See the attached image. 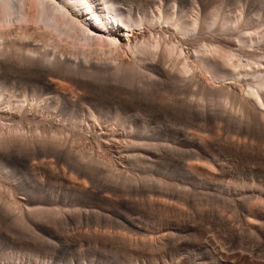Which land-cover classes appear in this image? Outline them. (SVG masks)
Returning <instances> with one entry per match:
<instances>
[{
    "label": "bare ground",
    "instance_id": "bare-ground-1",
    "mask_svg": "<svg viewBox=\"0 0 264 264\" xmlns=\"http://www.w3.org/2000/svg\"><path fill=\"white\" fill-rule=\"evenodd\" d=\"M233 1H234V4H233L234 9L233 10H231V8H229V7H228L229 9L223 8V6L219 7V8L215 7L214 9L210 8L211 10H209L208 5L205 2H203L202 0H198V2H197V0H188V3H183V0H126V3H123L122 5L121 4H110L109 5V10L112 13L111 18L113 21H115V23L114 24H110L107 22L102 23L100 26V29H98L96 27V25L90 23L89 20L85 18L84 13L81 12L80 15H77V13L75 11H72L71 9H69L68 6L62 2V0H0V171L4 172L8 167L16 166V165H19L21 163L20 157H22V156L21 155L19 156V154H21V153H19V154L17 153V150H19L21 148H26L25 150L28 149L27 151H31V155L30 154L29 155L32 156L33 158H36V160L39 157L42 159V157L45 158L48 155H53V156H48V157H51V158L53 157V159H55L54 157H56L58 161H61V163H63L62 159L65 158L68 161L67 162L65 160L66 165L69 164L71 166L70 171H72L75 168L74 169L75 171L73 170L72 172H75V173L77 172L78 175L80 174L82 176V178L85 179V180L82 179V181H81V179H78V178L75 179V177H73L75 180L73 179V181H71V179H70V181H71L70 183L68 180L69 184L67 183L66 185H69V187L65 190V193L69 197L73 198L75 200V202H76V200L82 201L85 203L91 202V201H96L98 203V206H99L98 208L101 210L100 212L105 214V216H104V218H105V217H107L106 214L109 213L111 211V209H114V210L117 209V211H118V209L122 208V205L127 206V204H129L128 206H130L131 205L130 202L132 200V197H135V199L137 200L136 196L139 198L138 195H140V193L143 189L151 190L150 188H152L153 185H157L158 187L154 186V188L155 187H157V188H155V189L152 188L155 190V191L152 190V192L154 194L158 190V188L160 187V191H158V193L156 192L158 195V194H160L161 191H165L163 189L164 186L167 189L168 187L169 188L171 187L170 185H173V184L169 183L170 180L168 181L167 179L166 180L168 181L169 186H167L168 185L167 182L165 185V182L163 183V181H161L162 178H160V180H155L161 176L160 175L161 173L160 174L156 173L159 175L158 178H156V176L154 175V177H152L153 178L152 179L149 176L145 175L148 173V172H146V168H148V167H145V169L141 168L144 170H141L139 168L140 166H142V167L145 166L147 163L150 164L151 162H149V161L151 160L152 157H157L159 159L162 158L163 155L165 154V151L167 150L166 145H165L166 150H164V148H163L164 146L162 144L164 142H162L163 140L159 135L156 136L155 134L154 135H150L151 133L148 134L149 131L147 132V129H146L147 127L145 126V124L148 120H151V119L153 120L157 116L155 114V111H157L156 109L163 108V106L167 105L172 100L171 99L172 96L181 95V97H179V98H181V100L184 101V102L182 101L184 104L181 101L179 102V100H177L175 98L172 101L174 102L175 100H177L179 103H181L180 105H182L185 109L187 108L190 111L195 109L197 112L196 108L203 107L205 110L203 108H201L202 111L199 114H202V112H205L207 109L206 107L208 105V101L209 102L212 101L213 102L212 104L216 105L215 108H218V106L220 107L217 112H219L220 114H221V112H223V114H221L222 116H219V117L223 118L224 113H228V111H230V114L233 112V114L237 116V122L239 120V122L241 121L240 123H243L242 121L246 120V123H247V121L254 122L255 124L259 123V125L261 124L263 126V129H264V108L260 107L261 104H264V0H233ZM121 7H123L125 10L121 11L120 10ZM231 7H233V6H231ZM256 10L260 11V14H258V12ZM255 11L257 12V14L255 13ZM252 12H254L255 14H252ZM120 52H121V54H120ZM214 65H221L222 70L217 71L215 69ZM200 70L202 71V73L204 72L206 75H207V72H208V74L210 73L209 75L210 76L212 75V77L214 79V80L212 79V82L215 81V82H213L214 84L212 82H211L212 84L208 83V77L206 76L207 77L206 78L204 73H203L204 75L202 73H199V72H201ZM200 74H201V77L203 75L207 79V81L203 80L204 77L201 79V77L198 76ZM209 78L211 79V77H209ZM84 79H86V80H84ZM87 80H90V82H91V80H93L95 82H101V83L114 81V83L112 82L111 84H116V85L119 83V86L123 85V89H124V86L127 87V89L125 90V93H124L125 97H123V98H109L108 94L105 95L103 93H101V94L97 93V95H94L93 93H96V91L94 92V90H91L93 92L92 94L94 96L90 95L91 93L89 95L85 94L84 90H82L83 91V93H82V92H80L81 90H79V89L82 86L86 85L85 81H87ZM63 81L66 83L63 84ZM209 81H211V80H209ZM115 82H117V83H115ZM120 83L122 85H120ZM81 89H85V87L81 88ZM99 89H102V88H99ZM121 89H122V87H121ZM170 89L173 90L174 93H171V94H174V95H172L171 98L168 97V100L170 99L169 102L166 100L167 98L165 99L168 103L167 102L165 103V100H163V98H162V102L164 101L163 103L165 104L164 105L162 103L163 106H162V104L159 105L162 107H157V106L151 105V104H153V103H151L152 102L151 98H150L151 102L149 101L151 104H147L148 99L146 100L147 103L143 102L145 93H149V94L151 93L152 94V92H156V94L158 95L157 92L163 91V93L165 94L166 93L165 91L169 92ZM103 90H105V89H103ZM118 90H116L117 94H118ZM111 91H112V95L113 94L115 95V92L113 93V89ZM87 92H90L89 87L87 88ZM98 92H100V90ZM119 92L122 93V91H119ZM170 92H172V91L170 90ZM160 94H161V92H160ZM160 94H159V96H160ZM157 95H155L153 93V96L152 95H150V96H152V99H153V97L156 98ZM166 95L169 96L168 94H166ZM120 96L122 97L123 94L122 95L120 94ZM167 96H164V97H167ZM112 97H114V96H112ZM155 98H154V100H155ZM205 101L207 102L206 107L204 105ZM155 103H156V101H155ZM157 103H159V102H157ZM179 103L177 104V102H176V104L175 103H172V104L174 106L175 105L177 106V105H179ZM168 105H170V104H168ZM173 105L171 107L174 108ZM184 105H186V107ZM176 106H175V108H178V106L177 107ZM208 106L210 109L212 108V110L215 109V108H213V105H211V104ZM39 108L44 109L46 111V115L44 114L45 112L43 110H42V112H44L43 113L44 116H43L42 112H41L42 115L38 114V113H40ZM166 108H167V106H166ZM209 108L207 110L208 112L211 111V110L209 111ZM167 109L165 111H167ZM169 109H171V108H169ZM131 110L133 111V113L132 112L130 113ZM180 110L182 111L183 109L180 108ZM199 110L200 109H198V111ZM37 111H38V113H37ZM163 113H165V112H163ZM169 113H170V111H169ZM169 113H167V117L169 116ZM194 113H195V111H194ZM219 113H216V114L219 115ZM175 114L176 115H182L183 113L177 114V112H176ZM175 114L173 113L171 115H175ZM206 114H204V115H206ZM165 115H166V113H165ZM232 115L229 116V117H231L230 120L232 119ZM182 116H184V115H182ZM225 116H227V118L229 119L228 115L225 114ZM131 117H133V119H135L136 121L141 122L142 125L140 124L138 126H133L132 125L133 122L130 124V118ZM192 117H193V114H192ZM171 118L174 119L173 116H171ZM227 118H226V120H227ZM86 119H90V120L94 121L95 123L99 124L100 126H103V124H104L106 126V128L108 126H110L111 128H112V126H113V128L117 127V128H119V130L122 131V132H120L122 134H120L119 132H118L119 134H117V133L113 134L115 129L114 130L109 129V130H111V132L113 130L112 134H110L108 132L110 134L109 136L112 135L110 138L109 136H107V134H102V133L107 131V129H106V131H104V132L101 131L102 133H97V132L91 133V131H90L91 134L89 133V135H88V132L86 134L85 132H83L80 129L82 123ZM207 119L208 118H206V120H205L206 124H205V122L200 121V122L205 124L204 127H206V125L208 123ZM163 120H165V119H163ZM214 120L212 122H214ZM218 120L216 119L215 127L218 125V123L221 122ZM222 120H224V119H222ZM208 121H209V119H208ZM234 121L235 120H233V119L231 120V122H234ZM68 122H70L69 124L73 128V129H71V127L67 126L68 128H70L69 130H72V132H73L72 136L73 135L76 136L75 138H79L80 140H82V142L84 140L88 141V142L91 141V144L93 143L95 145L98 155H101L99 153H103L105 155V157L104 156L103 157L97 156V153L95 150H94V152H95L96 156H94V154H93L94 152L92 153L93 149H92V151L89 150V152H91V153H87L88 150L86 151V153H85V150H84V152H80L79 149H78V151H76L77 150V149L75 150L76 147H74V149H72L73 148L72 146H74L73 144H71L72 148L71 147L66 148L68 145L70 146L69 140L68 141H67V139L64 140L65 136L64 137L58 136L57 133L61 132V135H63L65 133L64 129L66 128V125ZM237 122H235V123H237ZM214 123H212V125ZM224 123H225V121H223L222 127H223ZM227 123H229V121L228 122L226 121V123H225L228 126ZM238 123H237V125H238ZM254 123H250L247 125L253 124V126H255ZM25 124H29V126H27ZM30 124L35 125L34 128L36 130H33V133L29 134L26 129H27V127L30 129V126H31ZM199 124L201 127L202 124L201 123H199ZM210 124H208V125H210ZM225 124H224V127H225ZM243 124H245V123H243ZM243 124L241 127H243ZM257 124H256V127H257ZM20 125L22 127H19ZM24 125L26 126L25 130L27 131L28 134L25 133L26 131H24V133L26 135H21L24 133H20L21 129H18L20 132L17 131V128L19 127V128L24 129V127H23ZM219 125H221V123ZM229 125H231V124H229ZM239 125H241V124H239ZM32 127H31V131L29 130V132H32ZM40 127L43 128V131L41 130ZM222 127H220V128H222ZM233 127H235V125H233ZM245 127L250 128V129L253 128L252 126H251L252 128L247 127L246 124H245ZM6 128H7V130H6ZM158 128H160V127H158ZM220 128H219V130H222ZM228 128L231 129L232 126L231 127L228 126ZM228 128H226V129L228 130ZM257 128L259 129V127H257ZM104 129H101V130H104ZM161 129L163 130V128H161ZM217 129H218V127H217ZM217 129H214V130L217 131ZM263 129L262 130L260 129V135H261V132H263ZM63 130H64V132H62ZM200 130H199V132H195L198 130L185 131V132L183 130L184 136L182 135L183 136V137L181 136L182 138H180V136L178 134L179 130L178 131H176V130L171 131L170 130L173 134L172 137L174 138V141H175V139L180 140L186 146V148H184V149H186L187 151L183 150V148H182L181 149L182 152L186 151L188 154L187 156L192 158V162H191L189 157H187V158H189L187 160V162H186V160L182 159L183 161H185L184 164L177 168V172H176V173H178L177 176H179V179L182 182V184L181 183H179V184L180 185H186L185 188L188 189L189 193L191 191H193L192 187L195 188V191L193 192L194 195H191V196H193V199L195 198L194 200H200L203 195H204L203 197L208 196L207 198H204L205 202L208 201V202H211V204L216 203L217 204L216 207L217 206L219 207L218 204H220V207L223 206V209L225 208V210H226V207L229 206V209L231 210L230 212H233V210H234V212L235 211L237 212V210H239V208H240L239 207L240 205L247 207L246 209L247 210L249 209V212H250V213L247 212V214L249 213V214H252L253 216H255L257 223L254 222L255 219L253 220L252 217H248L249 219L251 218L252 221H251V219L249 221L247 220L248 222L245 220L247 223H245L244 220H241V219L238 220L236 218V215L240 211H238L237 214L235 213L236 219L233 221L237 220L236 225L239 223L238 221H240L241 223L243 221L246 225L249 223L247 225L248 228L246 226H245V228L248 229V231L250 233L244 228V225L243 226H241L240 224L238 225L239 228H241V232H239L238 230H235V228L233 227V226H236L235 224L232 226L235 231L230 228L231 227L230 222L233 223L232 219L234 217V215H233L234 212L232 214L229 212L233 216L231 218L230 222H229V218H226V217H230L231 215L229 214L230 216L228 215V216L224 217V215H223L224 212H222V215H223L222 217L226 220H224L221 216H219V218H221V222L219 219V221L217 220L216 223H218V225H219V223L221 224V223H223V221L225 222L228 220L229 223H227V224H230V225H228V227H229V229L234 231L233 233L238 231L240 234H242L244 231L247 234V232H248V234H250V236L248 237V235H246L247 238H249V240L248 239L247 240L251 241V238H250L252 236L251 234L259 235L260 233H264L263 232L264 231V224L258 222V220L264 221V183H263V186H262V183L261 184L259 182L257 184L254 183L255 181L252 183H250V182L247 183L246 181H243V180H245L244 176H243V180L240 179L241 178L240 176H239L240 178H238V177L232 178L233 177L232 174L234 172L232 170L227 169L226 165L224 164V162H225L224 159L222 161L219 158L221 155L218 156L216 154V151H214V149L212 148V145L210 142L211 141L210 139L213 138L212 133L210 132L211 137L209 138L208 136L203 135L206 132L204 133V131L201 132ZM205 130L207 131V129H205ZM234 130H235L234 132L232 131L234 133L233 141L232 140L229 141L231 138L226 143H224V141H223V143H224V144L222 143L223 147H221L220 149H223L226 151H228V150L229 151H232V150L240 151L241 149H244V151L246 152L247 145L243 144L244 142L242 143V138L240 139L241 132L239 134L240 137H238L239 135L237 132H239V130H237V131H236V129H234ZM17 132H19L20 135ZM22 132H23V130H22ZM226 132H225V134L227 135L228 131H226ZM235 132L237 133L238 136L235 135ZM207 133H209V132L207 131ZM215 133L217 134L220 132L218 131ZM209 134H207V135H209ZM262 134L264 135V132ZM65 135H68L67 138L69 139L70 136L68 134V131H67V134H65ZM229 135H231V134H229ZM255 135L259 136V134H255ZM56 136L58 137V139H60V140L62 139L61 143H58L60 140L56 141V139H57ZM166 136H168V135H166ZM215 136L217 137V135H215ZM236 136L239 139L235 138ZM225 137L227 138V136H225ZM230 137H233V136H230ZM244 137H246V136H244ZM234 139H236V140L238 139L239 141L241 140V142H238V140L235 141ZM252 139L253 138H251L250 141L254 142V140H252ZM74 140L76 141V139H74ZM74 140L71 139L70 142L72 143V141H73V143H75ZM244 140H248V138H246V139L243 138V141ZM62 141H67L69 144L67 143L68 145L66 144L67 146H65L64 142H62ZM166 141H165V143H167ZM218 141H216V142H218ZM77 142H79L78 139H77ZM248 142H249V140L247 142L245 141V143H248ZM253 142H251L252 145L254 144ZM213 143L215 144L214 140H213ZM217 144H219V143H217ZM257 144L258 143H255L256 147L259 146V144H258V146H257ZM249 145H250V143H249ZM176 146H178V145L176 144ZM255 146H253V147H255ZM170 147H171V145H170ZM69 148H71V149H69ZM174 148L176 150L175 152L177 153L178 149H180L181 147L180 148L177 147L178 149L176 147H174ZM169 149H171V148H168V150ZM173 149H172V151H173ZM21 150H22V154H23L24 150L23 149H21ZM72 150H75V152H73ZM168 150L166 152H170ZM251 150L252 149H250V151ZM254 153H256V150H255V152H253V155H251V156H254ZM225 154H227V152H225ZM173 155H175V153ZM173 155L171 156L172 158H173ZM235 155H233V157ZM248 155H250V154H247V157H248ZM29 158L30 157L28 156L26 159H29ZM40 158H39V160H40ZM172 158H171V160H172ZM193 158L196 159V161L194 159L195 162H193ZM31 159L32 158H30L29 160L31 161ZM159 159L158 160L155 159L156 162L153 159L152 160H153V162L158 163ZM251 159H253V158H251ZM32 160H34V159H32ZM43 160H40L39 162L41 163V161H42V163H43ZM147 160H148V162H147ZM177 160H181V159L177 158ZM53 162H54V160H53ZM53 162H52V164H53ZM248 162H250V161H248ZM31 163L32 162H30V164ZM35 163H36V161H35ZM35 163L31 164L32 169L34 170V175L36 174V170H37L36 165H34ZM55 163H57V162H54V165H55ZM30 164H29V166H31ZM143 164H145V165H143ZM44 165H46V164L44 163ZM156 165L154 164V166H155L154 168H156ZM165 166L166 165H164V167ZM228 166H229V164H228ZM243 166H244V164H243ZM258 166H260V165H258ZM262 166H264V165H262ZM67 167H68V165H67ZM76 167L78 168L77 170L79 172L76 171ZM137 167L139 168L138 169L139 172L145 171V174H144V172H140L141 175L134 174ZM150 167L153 168V166H149V168ZM127 168H128V172H129V170L134 171V169H135V171L133 172V175H135V176H133L132 174L128 175V172L126 170ZM161 168L162 167H160V169ZM51 169H55V166H54V168L51 167L49 170H51ZM255 170H257V169H255ZM38 171H39V167H38ZM53 171H55V170H53ZM138 171H136V172L138 173ZM161 171H162V169H161ZM238 171H240V170H238ZM249 171H251V170H249ZM260 171H262V170H260ZM38 173L42 174L41 172H37L38 176H39ZM153 173H155V172L153 171ZM0 174H3V173H0ZM6 174H8V173H6ZM65 174L67 175V173H64V175ZM69 174H70V177L72 178L73 174L72 175H71V173H69ZM241 174H239V175H241ZM64 175H63V179H64ZM95 175L96 176L98 175V178H101L102 181H101V179L97 180L95 178L96 177ZM151 175L152 174H150V176ZM237 175H238V173H237ZM75 176H77V175L75 174ZM81 176H79V177H81ZM228 176H232V177H230L232 179L227 180L226 178ZM40 177L42 178V176H40ZM59 177H60V175H59ZM1 178H3V177L1 176L0 179ZM35 178H36V176L34 177V179ZM43 179H41V180H43ZM63 179L62 180L60 179V182L63 181ZM65 179H66V177H65ZM77 179L80 180V182ZM154 180L156 182H154ZM0 181H2V180H0ZM95 181H96V183H98L97 185L99 186L100 192L93 190L94 187H92L90 184V183H92V185L95 184L94 183ZM7 182H8V180H7ZM33 182H35V181L33 180ZM151 182L152 183L154 182V183L152 184ZM42 183H45V182L43 181ZM59 183H57V185H59ZM88 183L90 184L89 186H91V187L88 186ZM173 183H174V186L179 185V184H175V182H173ZM5 184H6V182H5ZM9 184H11V183H9ZM38 184H40V183H38ZM54 184H56V183H54ZM158 184L162 185V186L164 185L163 188H162V186H159ZM6 185L4 187H6V189H7L8 185L7 186ZM11 185H13V184H11ZM63 185H65V184H63ZM95 185H93V186H95ZM143 185H145L146 188H144ZM53 186H55V185H53ZM61 186L62 185H60V187ZM130 186L131 187H133V186L137 187V189L135 187H133V188H135L136 191L133 190V188H132V190H130L131 189ZM149 186H150V188H148ZM174 186H173V188L175 189V191H174V189L170 188L171 189L170 191L172 193L171 195H173V193L177 194L176 193L177 187L175 188ZM187 186H189V188ZM32 187L34 188V186H32ZM128 187H130V188H128ZM182 187L183 186H180V187L178 186L179 190L177 192H181V193H180V198H178V202L176 200V203L174 202L175 200H172V196H171V198H169L168 196H167L168 197L167 198V197H165V195L163 197L164 192H161L162 197L158 198V199H156V197H157L156 195H155L156 197L154 196L155 198L153 196L151 198V197H149V195H147L149 197L148 198V200H149L148 206L153 208L155 211L160 212V213H158L159 215H162V216L167 215L168 220L171 218H172V220L177 218L176 221L175 220L173 221V224H174V222H177V224H175L174 227L165 228V229H169V230H163V228H162V231H154L156 229L148 227L147 224L142 222L141 219H140L141 221H138V220H135L134 218H132L131 217L132 214L130 216H128V215L122 216L121 215L122 213H119L120 215H116V213H115V214H113L115 217H110L109 219L108 218L107 219L111 220L115 224V228H114L115 231L117 229H120L123 232L121 233V232H119V230L117 232H111V231H113L111 229V227H110V229H111L110 231L100 230L101 231L100 232L98 229H96V231L94 230L95 233L97 232L96 234H94V235H96L95 238L97 237L99 239H102V241L103 240L106 241V242H104L105 244H107L109 242H111V243L115 242V243H118L119 245H123L125 247L126 246L132 247V248H134L133 249L134 252H137V250L135 251V248H136L139 250V252L142 251V253H140V254H143V252H145V251H149L148 253H150V251H152L153 253L154 252L160 253L164 249L166 250V248H168L169 246H171L173 244L175 245V243H173L175 240H172L174 237L172 239H171V237H172V235H175V233L174 234H172V233L174 231H176L178 233H181L183 236V237H181V234H180V240L184 237H187V240L192 241L193 247L195 246L196 252H198L202 257V260L205 261V263H203V264H229L226 257L223 256L222 254L220 255V252H218L217 248L212 247L211 243H209L210 240L207 241L208 239L206 240V238L204 237L203 232H208L209 229H206V231L205 230L203 231V229H201V227H202L201 223L202 222H200L201 227L197 228L195 226L197 224H195V222H193L195 220V219L193 220V218H195V217H192V220H193L192 222L195 225H193L192 222H191V224H192L191 225L187 221V217H189L190 210H188L189 211L188 212L187 210H185V208L187 207L186 205L188 203L190 204V199L186 195L185 196L181 195L183 193V191L185 190V188L183 189ZM96 188H98V187H96ZM181 188L183 189V191L181 190ZM41 189H42V187H41ZM54 189H56V187ZM168 190L169 189H167L165 192H168ZM12 191H13V189H12ZM12 191L10 190V192H9L10 195L12 194ZM16 191H17V189H16ZM148 191H147V193H148ZM202 191H204V192L206 191L207 193L205 192L206 194L205 193L203 194ZM13 192H15V190ZM186 192L183 194H186ZM199 192H200V194H198ZM201 192H202V196H201ZM29 194L32 195V193H29ZM40 194L43 195L42 193H40ZM144 194L145 193L143 192V195ZM151 194L152 193H150V195ZM169 194H170V192H169ZM191 194H192V192H191ZM237 194H240V195L243 194L242 200L240 199V197L238 198V200L239 199L241 200V203H239V206L237 205V203H238L236 201L237 198L236 199L234 198V197H236ZM134 195H136V196H134ZM141 195H142V193H141ZM143 195L141 196L142 198H144ZM178 195H179V193H178ZM188 195L190 197V194H188ZM16 196L18 197V194ZM57 196H60V195H57ZM63 196H64V194H63ZM130 196H132V197H130ZM147 196H145V197L147 198ZM195 196L197 197V199ZM199 196H200V198H199ZM17 197L15 198L16 202H15V199L14 200L12 199L14 202L9 201L10 207H9L8 203L5 206V202H7L6 199H5L6 201L2 200V201H4V202H2V203H4L3 204L4 207H7V208H4L2 205V207L4 209H3V211L1 210L2 211L1 213H3V212L11 213L14 209V207H13L11 212L9 211L12 207V204L18 203L17 200L20 199V198L17 199ZM129 197L131 199H129ZM158 197H159V195H158ZM203 197H202V199H203ZM22 198L24 199V197H22ZM42 198H43V196H42ZM42 198L38 197V198H36L37 200L34 198V200L29 201V203H28L29 205L26 203H25V205H24V203L22 205L21 200H20L21 203L20 202L19 203L22 205V209H24L23 206L26 207V205L30 206V205L35 204V203H42V204L45 203L44 200H40ZM57 198H59V197H57ZM140 198L137 201L134 198L133 199L140 204ZM48 199H49V197H48ZM67 199L69 200L68 197H67ZM191 199H192V197H191ZM234 199L236 201L237 206L234 204L235 203ZM63 200L65 201L66 198H64ZM134 200H133V204L135 202ZM141 200L143 203L142 205L147 206L146 204L148 201L145 202L146 201L145 198L141 199ZM143 200H145V201L143 202ZM53 201H54V199H53ZM136 202H135V205H136ZM183 202L185 203L186 207H183L184 206ZM192 202H191V204H192ZM205 202L203 201V202H200V203L198 202V203L199 204L203 203L205 205ZM144 203H145V205H144ZM73 204H74V202H73ZM180 204L183 206H181ZM194 204H192V207L194 208V210H196L195 206L197 204L196 205H194ZM16 205H19V204H16ZM204 205L202 206V204H201L202 209L200 206H197L198 208L200 207L201 210H198V208L196 207L197 208L196 212H198L199 215L201 214V212L203 215H205L204 213L206 211H202V210H206V209H204ZM207 205H209V203ZM28 206H27V208L29 209L31 206L30 207H28ZM53 206L54 205H52V207L51 206L50 207L53 209ZM57 206H55V207L57 208ZM59 206H60V204H59ZM63 206H64V204H63ZM210 206H211L212 210H214L213 207L215 205H213V206L209 205L208 207L210 208ZM16 207H17L16 209L19 212H17L15 209H14V211H16L17 213H20L22 210H19L18 206H16ZM38 207H41V208H37V207L35 208V206H34L35 209L30 208L29 209L30 211L28 210L29 211L28 217L29 218L31 217L30 221L37 228H42L43 230L49 231V227H50L49 225L50 224L46 223L47 224L46 225V224H42L41 222L45 216L47 219V215L50 212H51V214L55 213V215H56L55 211H57L58 208L53 209V211L48 212L47 210H49V209H47V208L49 206L45 207L44 205H42V206L38 205ZM43 207L46 210L42 209ZM138 207H141V206H138ZM218 207H217V209L216 208L215 209L218 210L219 209ZM62 208L63 207H61V209H58L59 214L62 213L63 211H66L63 209V211L60 212V210H62ZM126 208H128V207H126ZM188 208L190 209L191 207L188 206L187 209ZM209 208H207V211L209 210ZM211 208H210V210H211ZM236 208H237V210H236ZM6 209H9V210H6ZM134 209L135 208H133L132 210H134ZM145 209H147V208H145ZM148 209H149V207H148ZM227 209H228V207H227ZM26 210H23L21 213L22 215L25 216V218H26V213L24 211H26ZM139 210H137V211H139ZM141 210H143V209H141ZM192 210L193 209H191V211ZM6 211H8V212H6ZM16 212H14L13 214H17ZM145 212H146V210H145ZM193 212L194 211H192V213ZM196 212H194V216H196L195 215ZM214 212H211V213H214ZM245 212H246V210H245ZM245 212H244V214H245ZM23 213H25V214H23ZM65 213H67V212H65ZM153 213H154V211L152 212V214ZM162 213H164V214H162ZM192 213H190V214H192ZM220 213H221V211H220ZM240 213H239V215H240ZM51 214L48 215V218L51 216ZM53 214H52V216H53ZM59 214H57L56 216L62 218V216H59ZM63 214H64V212H63ZM208 214L205 216L208 217ZM218 214H219V210H218ZM244 214H243V217H244ZM17 215L19 217L14 216V219H16V220H14V222L18 220L19 221L18 223L21 222L20 225L25 226V224L28 223V219L27 218L24 219V217L20 216L19 214H17ZM70 215H71V213H70ZM199 215L197 214V216H199ZM56 216H53V217H55L54 221H56V219H57ZM190 216H192V215H190ZM210 216L211 215L209 214V218H210ZM213 216L217 217L218 215L217 216L213 215ZM73 217L74 216H71V218H73ZM75 217H77V216H75ZM139 217H141V216H139ZM164 217H166V216H164ZM164 217H162V218H164ZM201 217H203V216H201ZM246 217H247V215H246ZM63 218L66 219L67 217L66 218L63 217ZM162 218H160V219H162ZM190 218L191 217H189V219ZM203 218L205 220V217H203ZM240 218H241V216H240ZM46 219L44 218V221H43L44 223L47 222V221H45ZM107 219H106V221H107ZM200 219H198V220H200ZM24 220L25 221L27 220L26 223ZM40 220H41V222H40ZM78 220H80V219L78 218V219H76V221L75 220H73V221L77 222ZM196 220H197V217H196ZM68 221H66V222H68ZM111 221H109V222H111ZM159 221H161V220H159ZM200 221H203V220H200ZM161 222L163 223L164 219ZM22 223H24V224H22ZM169 223H171V222H169ZM205 223H207V221ZM28 224L26 226L28 228L30 227L29 229H32L31 227H34L33 224L30 223L31 224L30 226ZM214 224L212 226H214ZM259 224H260V226L258 227L257 225H259ZM167 225H168V223H167ZM206 225L207 224L203 223V226L206 227ZM225 226L227 227V225L225 224V225H223V227H224L223 229H225ZM205 227H202V228L205 229ZM228 227L226 229H228ZM54 228L56 229V227H54ZM206 228H208V227H206ZM215 228H216V226H215ZM243 228L245 230H243ZM34 229H35V227H34ZM172 230H174V231L172 232ZM32 231H34L36 233L35 230L32 229ZM62 231H60V232L62 233ZM57 232L54 234V237L58 241H61V243L62 242L65 243V245H67V246H65V245L64 246L67 247L68 250H70V255H69L68 259L66 258L67 259L66 263L67 264H87L85 257L80 255L82 253V250H83L81 243H79V245L81 244V246H80L81 249H79L80 247L77 248V249L81 250V253H79V256H75L74 252L71 254V252L74 249H76L75 247L79 246L77 244L78 240L75 239L76 234L74 235V233H71L72 235H70V234H67L68 232H66L65 233L66 235L64 233H63V235H61V233L57 234ZM82 233H83V231H82ZM126 233L129 234L130 236L127 235ZM130 233L134 234L133 235L134 237ZM233 233L231 232L230 235L232 236ZM239 233L238 234L235 233V235H239ZM88 234H91V233H88ZM12 235H11V238H12ZM92 235L91 236L88 235V236L91 238ZM256 235H254L253 238H255ZM86 236L83 235V237H86ZM135 236L138 238H136ZM140 236H141V238H139ZM177 236H178L177 237V239H178L179 234ZM8 237H10V236H8ZM76 237L78 238V236H76ZM233 237H236V239H238L237 238L238 236H234V234H233ZM95 238L93 240L94 241L93 244L97 242L95 240ZM243 238L239 237L240 240H242ZM256 238H257V240H259V238H261L260 239L261 241L263 240L262 237H259V238L256 237ZM81 239H82V237H80V242L82 241ZM177 239H176V241H177ZM57 240H56V242H57ZM180 240L178 243L176 241L175 242L179 245L180 243L182 244L181 241H184L186 239L181 240V241ZM232 240L234 241V238H232ZM244 240H246V239H243V241ZM253 240L254 239H252V241ZM88 241L90 242V240H88ZM254 241H256V240H254ZM259 241H256V243ZM98 243H101V242H98ZM98 243H97V245H99ZM249 243L251 245L255 246V244H252V242H249ZM253 243H255V242H253ZM59 244H57V245H59ZM239 244H241V242H239ZM242 244H245L246 245L245 247H247V249H249V247H251V246H247L248 242L246 243V241L242 242ZM88 246H90V243ZM105 246H103V247L101 246L100 248L101 249L106 248ZM108 246H110V245L108 244ZM256 246H258V244ZM115 247H117V246H115ZM125 247H124V249H129L128 247H126V248ZM87 248H91V246L87 247ZM94 248H95V246H94ZM100 248H99V250H100ZM108 249H109V247H108ZM242 249H243V247H242ZM92 250H94V249H92ZM95 250H97V249H95ZM107 250H104L105 253L107 252ZM178 250H180V249L178 248ZM76 251H78V250H76ZM109 251H112V249ZM119 251H121V250H119ZM119 251L117 250L116 252L119 253ZM122 251H124V250H122ZM122 251H121V253H122ZM164 251H163V254H164ZM168 251H171V253H172V250H168ZM4 252H2V253L5 254ZM87 252H88V249H87ZM97 252H100V251H97ZM130 252H131V250H130ZM253 252L255 253V250ZM24 253L26 254V252H24ZM76 253H78V252H76ZM92 253H94V252H92ZM95 253H96V251H95ZM105 253H103V254L105 255ZM110 253H112V252H110ZM145 253H147V252H145ZM145 253H144V256L146 255ZM256 253H258V252L256 251ZM10 254H8V255H10ZM17 254H18V256H20L19 254H21V253H17ZM8 255L7 256L4 255L5 258L4 257L3 258L4 259L7 258V260H10V262L13 264L24 263V262H20V260H22V259L18 260L16 254L14 255V256H16V258H14L16 263L14 262L13 254H12V257H10ZM109 255H112V254H109ZM109 255H107V256H109ZM119 255H120V253H119ZM138 255H139V253H138ZM236 255L237 254H235L234 256H236ZM259 255H261V254H259ZM90 256L91 255H89V257ZM100 256H102V253H100ZM130 256L134 257L133 255H130ZM132 257H131V259H132ZM153 257H154L153 258V260H154L156 257L154 255H153ZM223 257H225V259L227 261L223 260L222 259ZM115 258H117V257H115ZM118 258H119V256H118ZM128 258L130 259L129 256H128ZM134 258H136V256ZM261 258L263 259L262 256H261ZM87 259H88V257H87ZM93 259L88 264H95V260H93ZM236 259L237 260H233L234 262H232V263L230 262V263L231 264H241L244 261L243 258H239V259L236 258ZM259 259H260V257L258 258V260ZM262 259H260V260H262ZM101 260L103 262V258ZM17 261H18V263H17ZM59 261H61V259ZM59 261L55 258V254H53L49 260H45L43 263H45V264H57ZM88 261H90V260L88 259ZM134 261H136V260H134ZM164 261H165V258H164ZM164 261L162 264H167ZM252 261H253V259H252ZM263 261H261V262H263ZM5 262H6V260H5ZM7 262L9 263V261H7ZM130 262H133V260H131ZM130 262H129V264H131ZM137 262L138 261H136L135 264L139 263V262L138 263ZM256 262H257V260H256ZM1 263H3V261H1ZM144 263L145 262H143L142 264H144ZM157 263H159V262L157 261ZM182 263L177 262V261L175 263L169 262V264H182ZM185 263H187V262H185ZM29 264H30V262H29ZM159 264H161V263H159ZM253 264H255V261ZM258 264H259V262H258ZM261 264H263V263H261Z\"/></svg>",
    "mask_w": 264,
    "mask_h": 264
},
{
    "label": "rangeland",
    "instance_id": "rangeland-1",
    "mask_svg": "<svg viewBox=\"0 0 264 264\" xmlns=\"http://www.w3.org/2000/svg\"><path fill=\"white\" fill-rule=\"evenodd\" d=\"M203 2H205L207 5H208V9L209 10H211V9H214L215 7L216 8H219V7H222L223 6V8H226V9H229V8H231V10H233L234 9V1L233 0H202ZM212 1V2H211ZM197 2H198V0H197ZM211 2V3H210ZM183 3H188V0H183ZM213 4V5H212ZM231 6H233V7H231ZM229 7V8H228ZM211 8V9H210ZM257 12H258V14H260V11H258V10H256ZM255 11V13L257 14V12ZM254 12H252V14H255ZM120 54H121V52H120ZM201 71V70H200ZM199 72V71H198ZM199 73H202V71L201 72H199ZM198 73V74H199ZM204 73V72H203ZM202 73V74H203ZM205 74V73H204ZM203 74V75H204ZM210 74V73H209ZM208 74V72H207V75L205 74V77L207 76L208 77V83H210V84H212L213 82H215V81H213L212 82V79H213V77H212V75L210 76ZM202 75V77H201V74L200 75H198L199 77H201V79L204 77ZM203 78V80H205V81H207V77L206 78ZM209 77H211V79L209 78ZM84 80H86V79H84ZM209 80H211V81H209ZM214 80V79H213ZM89 81V82H88ZM86 82V85H84V86H82L81 88H84L85 87V89H79V90H81L80 92H82L83 93V91L82 90H84V93L85 94H87V95H89L90 93V95H92V96H94V95H97V93H99V94H101V93H103V94H108L109 95V98H123V97H125V90L127 89V87H125L124 86V89H123V85L120 83V85H122V86H119V83L116 85V84H111L112 82L114 83V81H110V82H104V83H101V82H95V81H93V80H91V82H90V80H87V81H85ZM89 84H88V83ZM212 82V83H211ZM64 83H66V82H64L63 81V84ZM94 83V84H93ZM108 85H107V84ZM115 83H117V82H115ZM106 84V85H105ZM214 84V83H213ZM95 85V86H94ZM115 85V86H114ZM93 86V87H92ZM109 86V87H108ZM114 86V87H113ZM117 86V87H116ZM89 87V89H90V92H87V88ZM112 87V88H111ZM121 87H122V89H121ZM99 88H102V89H99ZM109 88V89H108ZM115 88V89H114ZM119 90H118V89ZM103 89H105V90H103ZM109 91H108V90ZM113 89V93L115 92V95L113 94L112 95V91L111 90ZM78 90V91H79ZM91 90H94V92L96 91V93H93ZM100 90V92H98ZM116 90H118V94H117V92H116ZM170 90L172 91V92H170ZM169 90V92H167V91H165L166 93L164 94L163 93V91H159V92H157L158 93V95L156 94V92H152V94L150 93H145V95H144V99H143V102H145V103H147V104H151V103H153V104H151V105H154V106H157V107H162L163 106V102H162V98H163V100H165L166 98V100L169 102L170 101V99L168 100V97H170L171 98V96L172 95H174V94H171V93H174L173 92V90L172 89H170ZM86 91V92H85ZM102 91V92H101ZM106 93H105V92ZM119 91H122V93L121 92H119ZM160 92H161V94H160ZM94 95H93V94ZM153 93L155 94V95H157V97L155 98V97H153V99H152V96H153ZM111 94V95H110ZM120 94L122 95L123 94V96L121 97L120 96ZM159 94H160V96H159ZM166 94H168L169 96H167ZM107 95V96H108ZM119 95V96H118ZM149 95V96H148ZM150 95H152V96H150ZM167 96V97H164V96ZM176 95V94H175ZM112 96H114V97H112ZM179 97H181V95H177V96H172V100L175 98V99H177V100H179V102L181 101H183V100H181V98H179ZM150 98H151V100H152V102H151V100H150ZM154 98H155V100H154ZM179 98V99H178ZM148 99V101L146 102V100ZM158 99V100H157ZM165 100V103L167 102ZM170 101L168 104H170V105H165V106H163V108H159V109H156L157 111H155V114L157 115H155L156 117L152 120H148L147 122H146V124H145V126L147 127L146 129H147V132H148V134H150V135H159L161 138H162V142H164V143H162L163 144V148H164V150H166V148H167V150H168V148H171V149H169L168 151H170V152H166L165 151V154L163 155V157L162 158H157V157H152L151 158V160L153 159L154 161H155V159H159V161H158V163H155V162H153V160L151 161H149V162H151L150 164L149 163H147L146 165L145 164H143V165H145V166H140L139 168L141 169V168H144L145 169V167H148V168H146V172H148L147 174H145V171H140V172H144V174L145 175H147V176H149L150 178H152V177H154V175L156 176V178H158V174H156V173H161L160 175V177L158 178V179H155V180H160V178H162V180L161 181H163V183L165 182V185H166V182H167V184H168V181L170 180V182L169 183H171V184H173V185H170L171 187L170 188H172V189H174L173 188V186H174V183L173 182H175V184H179V183H181L182 184V182L180 181V179H179V176H177L178 175V173H176L177 172V168L179 167V166H182L183 164H184V162L185 161H183L182 159H184V160H186V162H187V160L190 158L189 156H187L188 154H187V150L186 149H184V148H186V146L184 145V143L183 142H181L180 140H176L175 139V141H174V138L172 137V132L171 131H178V134H179V136H180V138H182L183 136H184V132L185 131H192V130H198V131H195V132H199V130L201 131V132H203L204 131V133L205 134H203V135H205V136H208L209 138L211 137V133H212V136H213V138H211L210 140V142H211V145H212V148L214 149V151H216V154L219 156V155H221L219 158L223 161V159H224V164L226 165V167H227V169H229V170H232L234 173L232 174L233 175V177L232 176H228L226 179L227 180H231L232 178H235V177H238V178H240V179H242L243 180V176H244V179L245 180H243V181H246L247 183L248 182H250V183H252V182H254V183H262V186H263V183H264V166H262V165H264V135L262 134L263 132H264V129H263V126L261 125H259V123L257 124V127H259V129L256 127V124L254 123V122H250V121H247V123H246V120L245 121H242L243 123H245L246 124V126L247 127H251L252 129H250V128H246L245 127V124H243V123H240L239 122V120H238V122H237V116L236 115H234L233 114V112L230 114V111H228V113H224V115H223V118H221V117H219V116H222L221 114H223V112H221V114L219 113V112H217L218 111V109L220 108L218 105V108H215L216 107V105H214V104H212L213 102L212 101H208V105H213V108H215L214 110H212V108L210 109L209 108V106L207 105V100L204 102L205 104V107H206V105H207V109H206V111L208 110V108H209V111L210 112H202V114H199V113H201V108H203V107H201V108H196L197 109V112H196V110L194 109V110H188L187 108L185 109L182 105H180L181 103H179L177 100H175L176 102H177V104L179 103V105H177L178 106V108H175V106L172 104V103H175L176 104V102L174 101ZM151 103H150V102ZM155 101H156V103H155ZM157 102H159V103H157ZM161 102V103H160ZM184 102V101H183ZM182 102V103H183ZM163 103V104H162ZM160 104H162V106H159ZM184 104V103H183ZM174 106V108L173 107H171V106ZM166 106H167V108L169 107V108H171V109H167L166 108ZM176 106V107H177ZM182 106V107H181ZM185 107H186V105H184ZM198 107V106H197ZM211 107V106H210ZM165 108V109H164ZM173 108V109H172ZM180 108L181 109H183L182 111L180 110ZM40 109V108H39ZM38 109V110H39ZM167 109V111H165ZM175 109V110H174ZM177 109V110H176ZM198 109H200L199 111H198ZM204 109V108H203ZM217 109V110H216ZM42 110L45 112H42ZM164 110V111H163ZM188 110V111H187ZM205 110V109H204ZM162 111V112H161ZM169 111H170V113L171 114H175L176 112H177V114H179V113H183L182 115H184V116H182V115H171L170 113H169ZM172 111V112H171ZM194 111H195V113H194ZM214 113H213V112ZM40 113H38V111H37V113L38 114H40V115H42L43 113L46 115V111L44 110V109H40V111H39ZM41 112H42V114H41ZM133 113V111L131 110L130 111V113ZM158 112V113H157ZM163 112H165L166 113V115H165V113H163ZM179 112V113H178ZM161 115H160V114ZM163 113V114H162ZM167 113H169V116L167 117ZM188 113V114H187ZM209 113V114H208ZM216 113H219V115H217ZM44 114H43V116H44ZM159 114V115H158ZM190 114V115H189ZM192 114H193V117H192ZM204 114H206V115H204ZM213 114V115H212ZM225 114L226 115H228V117L229 116H231L232 114L234 115H232V119L233 120H235L234 122H231V120H230V118L231 117H229V119L227 118V116H225ZM188 115V116H187ZM197 115V116H196ZM204 115V116H203ZM166 116V117H165ZM171 116H173L174 117V119L173 118H171ZM182 116V117H181ZM201 116V117H200ZM203 116V117H202ZM208 116V117H207ZM212 116V117H211ZM216 118H215V117ZM236 116V117H235ZM161 117V118H160ZM176 117V118H175ZM192 117V118H191ZM201 119H200V118ZM218 117V118H217ZM161 120H160V119ZM206 118H208L209 119V121H208V119H207V125H206V127H204V125L206 124V122H205V120H206ZM215 120H214V119ZM226 118H227V120H226ZM163 119H165V120H163ZM167 119V120H166ZM170 119V120H169ZM200 119V120H199ZM216 119L218 120V121H221L220 123H221V125H219L220 123H218V125L215 127V125H216ZM222 119H224V120H222ZM169 120V121H168ZM204 120V121H203ZM214 120V122H212ZM159 121V122H158ZM161 121V122H160ZM200 121H202V122H205V124L204 123H202V122H200ZM217 121V122H218ZM223 121H225V123H226V121L228 122L229 121V123H227L228 124V126H232V128L231 129H229L228 128V126L225 124V127H224V124H223V127H222V123H223ZM133 122V123H132ZM211 124H210V123ZM231 122V123H230ZM235 122H237L238 123V125L239 124H241V125H237V123H235ZM249 122V123H248ZM70 122H68L67 123V125H66V128L68 129H64L65 130V133L63 134V135H61V132H58L57 133V135L58 136H61V137H64L63 139L64 140H66L67 139V141L69 140V143H70V146L68 145L69 143L67 142V141H62V142H64V144H65V146H67L66 148H68V147H71V144H73L74 146H72L71 148L72 149H74V147H76L75 148V150L76 151H78V149L80 150V152H84V150H85V153H86V151L88 150V152L87 153H91V152H89V150L90 151H92V149H93V151H92V153L94 152V150L96 151V153H97V150H96V147H95V145L92 143L91 144V141H83L82 142V140H80L79 138H75L76 136H72V134H73V132H72V130H69L70 128H68L67 126H69V127H71V125L69 124ZM132 123V125L133 126H138V125H142V123L141 122H138V121H136L135 119H133V117H131L130 118V124ZM199 123H201L202 125H201V127H200V124ZM212 123H214L213 125H212ZM235 123V124H234ZM250 123H254V125L255 126H253V124L252 125H247V124H250ZM199 124V125H198ZM208 124H210V125H208ZM229 124H231V125H229ZM242 124H243V127H241L242 126ZM25 125H27V126H29V124H25ZM23 126L24 127V129L23 128H19V127H22L21 125L17 128V131H19L18 129H21V132L20 133H24V131H28V133L30 134V133H33V130H36L35 128H34V126L35 125H32V124H30L31 126H30V129L27 127V129L25 128L26 126ZM159 125V126H158ZM233 125H235V127H233ZM237 125V126H236ZM259 125V126H258ZM33 126V127H32ZM99 124H97V123H95L94 121H92V120H90V119H86L83 123H82V125H81V127H80V129L83 131V132H85L86 134H87V132H88V135H89V133H90V131H91V133H95V132H97V133H102V132H104V131H106V129H107V133L106 132H104V133H102V134H107V136H109L110 134H112V132H113V130L115 129V131L113 132V134H115V133H117V134H119L120 132H122L121 130H119V128H117V127H115V128H113V126H112V128L110 127V126H108L107 128H106V126L103 124V126H100ZM162 126V127H161ZM200 128H199V127ZM7 127V126H6ZM31 127H32V132H29V130L31 131ZM102 127V128H101ZM110 127V128H109ZM158 127H160V128H158ZM169 127V128H168ZM210 127V128H209ZM217 127H218V129H217ZM220 127H222V128H220ZM261 127V128H260ZM34 128V129H33ZM41 128V130L43 131V128L42 127H40ZM105 128V129H104ZM161 128H163V130L161 129ZM219 128L220 129H222V130H219ZM226 128H228V130L226 129ZM255 128V129H254ZM257 128V129H256ZM5 129V128H4ZM26 129V130H25ZM71 129H73L72 127H71ZM101 129H104V130H101ZM109 129H113L112 130V132H111V130H109ZM167 129V130H166ZM169 129V130H168ZM173 129V130H172ZM186 129V130H185ZM205 129H207V131L210 133H207V131L205 130ZM209 129V130H208ZM214 129H217V131L216 130H214ZM234 129H236V131L237 130H239V132H237L238 133V135L240 134V132H241V137H240V135L238 136L237 135V133L235 132V135H237L238 137H240V139L242 138V143L243 144H245V145H247V147H246V152L244 151V149H241L240 151H238V150H232V151H226V150H223V149H220L221 147H223L222 145L224 144V143H226L230 138V140L229 141H233V138H234ZM250 129V130H249ZM260 129L262 130L263 129V132H261V135H260ZM6 130H7V128H6ZM22 130H23V132H22ZM40 130V131H41ZM64 130L62 131V132H64ZM165 130V131H164ZM171 130V131H170ZM183 130H184V132H183ZM211 130V131H210ZM246 130V131H245ZM256 130V131H255ZM27 131L25 132V133H27ZM67 131H68V134H69V139L67 138V136L68 135H65V134H67ZM102 131V132H101ZM117 131V132H116ZM220 132V133H215V132ZM224 131V132H223ZM226 131H228V134L226 135L225 134V132ZM233 131V132H232ZM249 131V132H248ZM258 131V132H257ZM19 132H17V133H19ZM110 134H109V133ZM119 132V133H118ZM156 132V133H155ZM160 132V133H159ZM224 134H223V133ZM233 134H232V133ZM20 133H19V135H20ZM21 134V135H26V134ZM27 133V134H28ZM60 133V134H59ZM90 133V134H91ZM215 133V134H214ZM227 133V132H226ZM71 134V135H70ZM120 134H122V133H120ZM161 134V135H160ZM201 134V133H200ZM207 134H209V135H207ZM229 134H231V135H229ZM255 134H259V136H257V135H255ZM166 135H168V136H166ZM183 135V136H182ZM215 135H217V137L215 136ZM112 136V135H111ZM111 136H109L110 138H111ZM182 136V137H181ZM225 136H227V138L225 137ZM230 136H233V137H230ZM235 137V138H238V137ZM244 136H246V137H244ZM217 139H216V138ZM56 138L58 139V137L56 136ZM215 138V139H214ZM243 138L244 139H246V138H248V140H249V142L248 143H245V141L247 142L248 140H244L243 141ZM251 138H253L252 140H254V142L253 141H250L251 140ZM257 138V139H256ZM262 140H261V139ZM56 139V141H59L60 139H58L57 140ZM71 139L72 140H74V139H76V141L74 140V142L75 143H73V141H72V143L70 142L71 141ZM77 139L79 140V142H77ZM214 140V142H215V144L213 143V140ZM227 139V140H226ZM239 139V138H238ZM237 139V140H238ZM259 139V140H258ZM62 140V139H61ZM61 140L58 142V143H61ZM167 140V141H166ZM220 142H219V141ZM235 141H237L236 139H234ZM165 141L167 142V143H165ZM216 141H218V142H216ZM222 141V142H221ZM223 141H224V143H223ZM234 141V142H235ZM262 141V142H261ZM66 142V143H65ZM121 142V141H120ZM146 142V141H145ZM238 142H241V140L239 141L238 140ZM251 142H253L254 144L252 145V143ZM68 143V144H67ZM84 143V144H83ZM122 143V142H121ZM181 143V144H180ZM213 143V144H212ZM217 143H219V144H217ZM223 143V144H222ZM249 143H250V145H249ZM255 143H258L259 144V146H258V144H257V146L258 147H256L255 146ZM63 144V143H62ZM61 144V145H62ZM67 144V145H66ZM89 144V145H88ZM91 144V145H90ZM169 144V145H168ZM176 144L178 145V146H176ZM165 145H166V148H165ZM170 145H171V147H170ZM181 145V146H180ZM220 145V146H219ZM262 145V146H261ZM94 146V147H93ZM173 146V147H172ZM253 146H255V147H253ZM92 147V148H91ZM174 147H181L180 149H178V151H177V153L179 154H177L175 151V148ZM217 147V148H216ZM253 147V148H252ZM65 148V147H64ZM71 148H69V149H71ZM174 148V149H173ZM183 148V150H186L184 153L182 152V149ZM21 149H23L24 150V153L22 154V150ZM21 149H19V150H17V153L19 154V153H21V154H19V156L21 155L22 157H20L21 158V163L19 164V165H16V166H10V167H8L4 172L3 171H0V173H3V174H0V177L2 176L3 178H1L0 180H2V181H0V197L2 198H0L1 200H0V202L2 203V202H4V201H6L7 200V202H5V206H6V204L8 203V205H9V201L10 202H12L17 196V194H18V197H17V199L18 198H20V199H18L17 201H18V203H16V204H19V205H16V204H12V207H11V209L9 208L10 207V205H9V209H6V210H9L10 212H11V210L13 209V207H14V209L17 211V212H19L16 208V206H18V208H19V210H26V211H24L25 213H26V218L28 219V225L30 226L31 224H33L30 220V218L28 217V215H29V209L30 208H34V206H35V208L37 207V208H41V207H38V205L40 206H42V205H44L45 207L47 206H51L52 207V205H54L53 206V209H61V207H63L62 208V210H60V212L61 211H63V209L64 210H66V211H63L64 212V214H63V212L62 213H58V209H57V211H55L56 212V215L57 214H59V216H62V218L61 217H57L56 215H55V213L53 214V216H56L57 217V219H56V221H54L55 220V217H53L52 216V214H51V212L50 213H48V215L49 214H51V216L48 218V215H47V219H46V216L44 217L46 220L45 221H47V222H43L44 221V218H43V220H42V222H41V220H40V222L42 223V224H46V223H49L48 225L50 226H48L49 227V231H47V230H43L42 228H37L34 224H33V226L35 227V229H34V227H31L33 230H35L36 231V233L34 232V231H32V229H29L26 225L27 224H25V226L24 225H20V223H18L19 221L17 220V221H15L14 222V220H16V219H14V216L15 217H19L17 214H21L22 213V211L20 212V213H17L16 211H14V209H13V211L14 212H16L17 214H13L12 212V214L11 213H5V212H3V213H1L2 211H3V209L4 208H7V207H4V203H0V263H1V261H3V263L4 264H7L8 262L7 261H9V263L8 264H13V263H11L10 262V260H7V258L6 259H4L5 258V256H7L8 254H10V255H8V256H10V257H12V254H13V259L14 258H16V256H14L15 254L17 255V258H18V260L19 259H22V260H20V262H24L25 264L27 263V264H29V262H30V264H45V263H43L45 260H49L50 259V257L53 255V254H55V258L59 261L60 259H61V261H59L57 264H67L66 263V260L68 259V257H69V255H70V250H68L67 249V247H65V246H67V245H65V243H61V241H58L55 237H54V234L57 232V234H60L61 232L60 231H62V233H61V235H63V233L65 234L66 232H68L67 234H70V235H72L71 233H74V235L76 234V236H78V238L75 236V239L76 240H78L77 241V244L79 245V243H81L82 244V253H81V250H79V249H81V244L77 247H75L76 249H74L72 252H71V254L74 252V255L75 256H79V253H81L80 255L81 256H84L85 257V259H86V262H87V264L88 263H90L91 261H92V259L93 260H95V264H129V262L131 261V260H133V262H130L131 264L133 263V264H135V262L136 261H138L140 264H142L143 262H145L146 264H159V263H163V261H164V258H165V263H167V264H169V262L170 263H175L176 261L177 262H183L182 264H203V263H205V261L204 260H202V257H201V255L198 253V252H196V249H195V246L193 247V243H192V241H189V240H187V237H184V238H182L181 240H184V239H186V240H184V241H181L180 240V234L181 233H178V232H176V231H174V230H172V234H174L175 233V235H172V237H171V239L174 237H176L175 239L173 238L172 240H175L176 241V239H177V235L179 234V238L177 239V243L179 242V240L182 242V244L180 243L179 245L174 241L173 243H175V245L173 246V245H171V246H169L168 248H166V250L164 251V254H163V251L162 252H160V253H153L152 251H150V253H148L149 251H145V252H147V253H145V252H143V254H140V253H142V251H140L139 252V250L138 249H136L135 248V251L137 250V252H134L133 251V249L134 248H132V247H129V246H126V247H128L130 250H131V252H130V250L129 249H124V247L125 246H123V245H119L118 243H111V242H109V243H107V244H105L104 242H106V241H102V239H99V238H95V236L96 235H94V234H96L95 233V231H96V229H98L99 231L100 230H104V231H110L111 229L113 230V231H111V232H117L118 230H119V232H123V231H121L120 229H117L116 231H115V224L111 221V220H108L110 217H115L113 214H115L116 213V215H120L119 213H122L121 215L122 216H130L131 214V217L132 218H134L135 220H138V221H141L142 220V222H144V223H146L147 224V226L148 227H150V228H153V229H156V230H154V231H162V228H163V230H169V229H165V228H171V227H174V225L175 224H177V222H174V224H173V221L175 220L176 221V219H173L172 220V218L171 219H167V215H164V216H166V217H164V216H162V215H159L158 213H160V212H158V211H155L153 208H151L150 206H148L149 204V200H148V198L149 197H151L152 198V196L154 197L155 195L157 196H155L156 197V199H158V198H161L162 196H161V192H164L163 193V197H164V195H165V197H169V198H171V196H172V200H175L174 202L176 203V200H177V202H178V198H180V193L181 192H177L179 189H178V186L180 187V186H183L182 188L184 189L185 188V186L186 185H175L174 187L176 188L177 187V191H176V193L177 194H175V193H173V195H171L172 193H171V189L168 187L167 189H169L168 190V192H165L167 189L165 188V186H164V188H163V186L162 185H159V186H162V188L165 190V191H161L160 192V194H158L159 195V197H158V195H157V193H158V191H160V187L158 188V190L153 194V192H152V190H154L155 188H157L158 186L157 185H153V187L152 188H154V186H157V187H155L154 189H152V188H150V186L148 187V188H150L151 190H146V189H141L142 191H141V193H142V195H143V192L146 194L147 193V191H148V193L145 195H143L144 196V198H145V200H143V202L145 201V202H147V206H143L142 204V200L141 199H144V198H142L141 196V193H140V195H138L139 196V198H140V204L138 203V202H136L137 200H139V198L136 196V195H134V196H136V198H137V200L135 199V197H132V196H130V197H132V200H131V202H130V204L132 205H130V206H128L129 204H127V206L126 205H122V208L121 209H118V211H117V209H111V211L109 212V213H107L106 215H107V217H105L104 218V216H105V214H103V213H101L100 211V209L98 208L99 206H98V203L96 202V201H91V202H87V203H85V202H82V201H77L76 200V202H75V200L73 199V198H71V197H69L66 193H65V190L69 187V185H66L67 183H68V180H69V183L71 182V181H73V177H75V179L76 178H78V179H81V181H82V176L79 174L78 175V173L76 172H72V171H70L71 170V166L69 165V164H67L68 165V167H67V165H66V162H65V158L64 159H62V162L63 163H61V161H58L57 160V158L56 157H54L55 159H53V157L51 158V157H48V156H53V155H48V156H46L45 158H43L42 157V159L40 158V160H43V163H42V161H41V163L39 162L40 160H39V158L36 160V158H33L32 156H30L31 155V151H27V150H25L26 148H21ZM172 149H173V151H172ZM250 149H252L251 151H250ZM30 150V149H29ZM75 150H72L73 152H75ZM82 150V151H81ZM181 152H180V151ZM221 150V151H220ZM254 150V151H253ZM255 150H256V153H254V156H251V155H253V152H255ZM26 151V152H25ZM249 151V152H248ZM253 151V152H252ZM30 152V153H29ZM180 152V153H179ZM221 152V153H220ZM225 152H227V154H225ZM229 152V153H228ZM251 152V153H250ZM28 153V154H27ZM77 153V152H76ZM79 153V152H78ZM175 153V155H173ZM220 153V154H219ZM223 153V154H222ZM25 154V155H24ZM27 154V155H26ZM30 154V155H29ZM94 154V156H96V154H95V152L93 153ZM99 154H101V155H98V153H97V156H100V157H105V155L103 154V153H99ZM182 154V155H181ZM185 154V155H184ZM229 154V155H228ZM236 154V155H235ZM247 154H250V155H248V157H247ZM256 154V155H255ZM168 155V156H167ZM173 155V158L171 157ZM177 155V156H176ZM223 155V156H222ZM231 155V156H230ZM233 155H235L234 157H233ZM26 156V157H25ZM30 157V158H32V159H34L35 161H36V163H35V161L34 160H32L31 159V161L29 160V159H26L27 157ZM217 156V157H218ZM238 156V157H237ZM186 157V158H185ZM187 157H189V158H187ZM223 157V158H222ZM47 158V159H46ZM155 158V159H154ZM171 158H172V160H171ZM177 158L178 159H181V160H177ZM248 160H247V159ZM251 158H253V159H251ZM256 158V159H255ZM24 159V160H23ZM194 159L195 158H193V162H195L196 161V159H195V161H194ZM46 160V161H45ZM48 160V161H47ZM53 160H54V162H59L58 164L57 163H55V165H54V162H53ZM57 160V161H56ZM64 160V161H63ZM149 160V159H148ZM148 160H147V162H148ZM174 160V161H173ZM190 160H191V162H192V158H190ZM189 160V161H190ZM239 162H238V161ZM256 160V161H255ZM258 160V161H257ZM261 160V161H260ZM34 161V162H33ZM51 161V162H50ZM67 161V160H66ZM204 161V160H203ZM241 161V162H240ZM248 161H250V162H248ZM255 161V162H254ZM25 162V163H24ZM29 162V163H28ZM30 162H32L31 164H33V163H35L34 165H36V167H37V170H36V174L34 175V170L32 169V165L30 164ZM39 162V163H38ZM52 162H53V164H52ZM68 162V161H67ZM153 162V163H152ZM205 162V161H204ZM38 163V164H37ZM44 163L46 164V165H44ZM227 163V164H226ZM235 163V164H234ZM238 163V164H237ZM257 163V164H256ZM29 164L31 165V166H29ZM40 164V165H39ZM52 164V165H51ZM57 164V165H56ZM154 164L156 165V168H154L155 166H154ZM228 164H229V166H228ZM243 164H244V166H243ZM27 165V166H26ZM49 165V166H48ZM160 165V166H159ZM164 165H166L165 167H164ZM258 165H260V166H258ZM44 166V167H43ZM53 167L54 168V166H55V169H51V170H49L51 167ZM149 166H153V168H149ZM234 166V167H233ZM38 167H39V171H38ZM43 167V168H42ZM48 167V168H47ZM70 167V168H69ZM159 167V168H158ZM160 167H162L161 169H162V171H161V169H160ZM233 167V168H232ZM237 167V168H236ZM261 167V168H260ZM29 168V169H28ZM46 168V169H45ZM73 168V167H72ZM138 167H137V169H136V171H138V169H139ZM167 168V169H166ZM231 168V169H230ZM260 168V169H259ZM45 169V170H44ZM78 168L76 167V171H78L77 170ZM144 169H141V170H144ZM243 169V170H242ZM255 169H257V170H255ZM33 170V171H32ZM41 170V171H40ZM53 170H55V171H53ZM124 170V169H123ZM127 170V172H128V168L126 169ZM238 170H240V171H238ZM249 170H251V171H249ZM260 170H262V171H260ZM8 171V172H7ZM32 171V172H31ZM44 171V172H43ZM52 171V172H51ZM75 171V170H74ZM134 171H135V169H134ZM133 170H129V172H128V175H130V174H132L133 175V172H134ZM135 171V173L134 174H136V175H141L140 174V172L138 171V173ZM153 171L155 172V173H153ZM161 171V172H160ZM236 171V172H235ZM244 171V172H243ZM260 171V172H259ZM30 172V173H29ZM37 172H41L42 174H39V176L37 175ZM79 172V171H78ZM6 173H8V174H6ZM64 173H67V175L65 174L64 175ZM69 173H71V175H72V178L70 177V174ZM77 175V176H75V174ZM175 173V174H174ZM237 173H238V175H237ZM242 173V174H241ZM127 174V173H126ZM150 174H152L151 176H150ZM165 174V175H164ZM239 174H241V175H239ZM246 174V175H245ZM9 175V176H8ZM50 175V176H49ZM59 175H60V177H59ZM63 175H64V179H63ZM69 175V176H68ZM143 175V174H142ZM167 175V176H166ZM176 175V176H175ZM248 175V176H247ZM33 176V177H32ZM36 176V178L34 179V177ZM40 176H42V178L40 177ZM52 176V177H51ZM79 176H81V177H79ZM96 176V175H95ZM94 176V177H95ZM133 176H135V175H133ZM163 176V177H162ZM240 176V177H239ZM39 177V178H38ZM59 177V178H58ZM62 177V178H61ZM65 177H66V179H65ZM70 177V178H69ZM165 177V178H164ZM176 177V178H175ZM230 177H232V178H230ZM5 178V179H4ZM9 178V179H8ZM38 178V179H37ZM44 178V179H43ZM97 180H99V179H101V178H98V175L95 177ZM94 178V179H95ZM252 178V179H251ZM254 178V179H253ZM263 178V179H262ZM4 179V180H3ZM41 179H43V180H40ZM60 179L62 180L63 179V181H61L60 182ZM70 179H71V181H70ZM74 179V180H75ZM77 179V180H78ZM153 179V178H152ZM168 181H167V180ZM247 179V180H246ZM7 180H8V182H7ZM33 180L35 181V182H33ZM83 180H85V179H83ZM96 180V181H97ZM154 180V182H156ZM4 181V182H3ZM45 182V183H42V182ZM79 182H80V180H78ZM96 181L94 182L96 185L99 183L98 181V183H96ZM101 181H102V179H101ZM100 181V182H101ZM173 181V182H172ZM4 184H3V183ZM5 182H6V184L8 185V187H7V189H6V187H4L6 184H5ZM60 182V183H59ZM84 182V181H83ZM153 182V183H154ZM177 182V183H176ZM9 183H11V184H13V185H11V184H9ZM38 183H40V184H38ZM54 183H56V184H54ZM57 183H59V185H57ZM62 183V184H61ZM68 183V184H69ZM152 183V182H151ZM152 183V184H153ZM63 184H65V185H63ZM91 184V186L92 187H94L93 188V190H95V191H97V192H100V190H99V186L97 185H95V184H93V185H95V186H93L92 185V183H90ZM89 183H88V186L90 185ZM133 184V183H132ZM156 184V183H155ZM6 185V186H7ZM18 185V186H17ZM53 185H55V186H53ZM60 185H62L61 187H60ZM131 185V184H130ZM15 186V187H14ZM32 186H34V188L32 187ZM59 186V187H58ZM91 186H89V187H91ZM129 186V185H128ZM132 186V185H131ZM130 186V187H131ZM136 186V185H135ZM135 186H133V187H135ZM144 186V188H146V186L145 185H143ZM148 186V185H147ZM167 186H169V184L167 185ZM166 186V187H167ZM11 187V188H10ZM13 187V188H12ZM17 187V188H16ZM30 187V188H29ZM41 187H42V189H41ZM45 187V188H44ZM56 187V189H54ZM65 187V188H64ZM96 187H98V188H96ZM130 187H128V188H130ZM133 187H131V189L130 190H132V188ZM188 188H189V186H187ZM24 188V189H23ZM136 189H137V187H135ZM135 188H133V190H135ZM181 188V190L183 191V189ZM9 189V190H8ZM12 189H13V191L15 190V192H13L12 191ZM16 189H17V191H16ZM51 189V190H50ZM162 189V190H163ZM191 189V188H190ZM189 189V190H190ZM192 189H193V191H191L192 192V194H191V192L189 193V191H188V189L187 188H185V190L183 191V193H185L186 191L188 192H186V194H181V195H186L189 199H190V204L188 205H186L187 207L189 206V207H191L190 209L188 208L187 209V207L185 206V203L183 204V205H181V206H183V207H186L185 208V210H190V213H192V211H194V212H196V210H197V206H200L201 207V204H202V206L204 205L203 203H201V204H199L200 202H205V200H204V198H207L208 196H206V197H203L202 196V192H203V194L206 192H204V191H202L201 192V196L203 197V199H202V197H201V199L200 200H194L193 199V196H191V195H194L193 194V192L195 191V188H193L192 187ZM10 190L12 191V196L10 195ZM29 190V191H28ZM31 190V191H30ZM35 190V191H34ZM43 190V191H42ZM19 191V192H18ZM22 191V192H21ZM61 193H60V192ZM136 191V190H135ZM155 191V190H154ZM174 191H175V189H174ZM173 191V192H174ZM18 192V193H17ZM47 192V193H46ZM169 192H170V194H169ZM16 193V194H15ZM29 193H32V195L31 194H29ZM40 193H42L43 195H41ZM46 193V194H45ZM55 193V194H54ZM59 193V194H58ZM150 193H152L151 195H150ZM178 193H179V195H178ZM207 193V192H206ZM205 193V194H206ZM34 194V195H33ZM38 194V195H37ZM63 194H64V196H63ZM66 194V195H65ZM188 194H190V197H189V195ZM198 194H200V192L198 193ZM197 194V195H198ZM14 195V196H13ZM24 195V196H23ZM45 195V196H44ZM57 195H60V196H57ZM147 195H149V197L147 196ZM170 195V196H169ZM196 195V196H197ZM238 195V196H237ZM236 195V197H234L235 199H236V201L238 202L237 203V205L239 206V203H241V200L243 199V194H237ZM16 196V197H15ZM24 197V199L22 198V197ZM40 197V198H42V196H43V198L42 199H40V200H44L45 201V203H35V204H32V205H30V206H28L29 204V201H32V200H34V198L36 199V198H38V197ZM55 196V197H54ZM145 196H147V198L145 197ZM195 196V197H196ZM14 197V198H13ZM26 197V198H25ZM33 197V198H32ZM48 197H49V199H48ZM57 197H59V198H57ZM67 197L69 198V200L67 199ZM129 197V199H131ZM154 197V198H155ZM167 197V198H168ZM191 197H192V199H191ZM240 197V199L238 200V198ZM32 198V199H31ZM46 198V199H45ZM51 198V199H50ZM64 198H66V200L64 201L63 199ZM136 200H134V199ZM175 198V199H174ZM199 198H200V196H199ZM6 199V200H5ZM13 199V200H12ZM48 199V200H47ZM53 199H54V201H53ZM56 199V200H55ZM60 201H58V200ZM72 199V200H71ZM196 199H197V197H196ZM235 199H234V204L236 205V201H235ZM2 200H4V201H2ZM20 200L22 201V205H23V203H24V205H25V203L26 204H28V205H26V207H24L23 206V208L24 209H22V205L20 204L21 202H20ZM37 200V199H36ZM69 202H68V201ZM133 200L136 202V205H135V202H134V204H133ZM43 201V202H44ZM49 203H47V202ZM60 204V206H59V204L57 203V202ZM67 201V202H66ZM71 201V202H70ZM193 201V202H192ZM196 201V202H195ZM210 201V200H209ZM14 202V201H13ZM15 202H16V199H15ZM20 202V203H19ZM51 202V203H50ZM55 202V203H54ZM73 202H74V204H73ZM78 202V203H77ZM96 202V203H95ZM191 202H192V204H194V205H196L198 202V204L195 206V209L196 210H194V208L192 207V204H191ZM208 201H206L205 202V205H204V209H206V210H202V211H206L204 214L205 215H207L210 211L211 212H214L216 209H217V207H216V203H212L211 204V202H208L209 203V205H215L214 207H213V209L214 210H212V208H211V206H210V208H211V210H210V208L208 207L209 205H207L208 203H207ZM57 203V204H56ZM85 203V204H84ZM180 203V202H179ZM11 204V203H10ZM63 204H64V206H63ZM2 205H3V207H2ZM16 205V206H15ZM59 207H58V206ZM141 206V207H138V206ZM144 205H145V203H144ZM193 205V206H194ZM219 205V214H218V210H216L214 213H209L211 216H210V218L212 219H210L209 218V214H208V217L207 216H205V215H203L202 214V212H201V214L199 215V213L198 212H196L199 216H197V214L195 213V215L196 216H194V212L192 213V214H190L189 213V217H191L190 219H189V217H187V221L191 224V222L195 219L196 220V217H197V220L198 219H200V220H203V221H200V220H194L193 222H195V224H197V225H195L193 222V225H195L197 228L199 227H205V226H203V223L204 224H207L206 225V227H208V228H206L205 227V229L204 228H202L201 227V229H203V231L205 230L206 231V229H209L208 230V232H203L204 233V237L206 238V240L207 241H209V243H211V245H212V247H214V248H217V250H218V252H220V255L222 254L223 256H225L226 257V259L228 260V262H229V264H231L232 262H234L233 260H237L236 258H243L244 259V261L241 263V264H253L254 263V261H255V264H258V262H259V264H261V263H263L264 264V233H260L259 235H256V234H251L252 236L250 237L251 238V241H248L249 240V238H247V236L246 235H248V237L250 236V234H248V229H246L245 228V226L248 228V224L246 225L245 223H247L250 219L248 218V217H252V219L254 220L255 219V221L254 222H256L257 223V221H256V218H255V216H253L252 214H249L250 212H249V209L247 210L246 208L247 207H245V206H239L238 208H239V210H237V208H236V210H237V212L238 211H242L241 213H240V215H239V213L237 214V212L235 211L234 212V210H233V212H234V217L231 215L233 212H230L231 210L229 209V206H227L228 207V209H227V207H226V210H225V208L223 209V206H221L220 207V204H218ZM236 205V206H237ZM27 206L28 207H30L29 209L27 208ZM33 206V207H32ZM55 206H57V208L55 207ZM206 206V207H205ZM47 208V209H49V210H47L48 212L49 211H53V209L51 210L50 208ZM126 207H128V208H126ZM135 208L134 210H132L133 208ZM137 207V208H136ZM143 207V208H142ZM147 208L148 209V207H149V209L147 210V209H145V208ZM197 207V208H196ZM200 207L198 208V210H201L202 209V207H201V209H200ZM225 207V206H224ZM244 207V208H243ZM2 208V209H1ZM34 208V209H35ZM140 210H139V209ZM207 208H209V212L207 211ZM216 208V209H215ZM222 208V209H221ZM42 209H45L44 207L42 208ZM141 209H143V210H141ZM153 209V210H152ZM191 209H193L192 211H191ZM221 209V210H220ZM2 210V211H1ZM29 210V211H28ZM46 210V209H45ZM137 210H139V211H137ZM145 210H146V212H145ZM152 210V211H151ZM245 210H246V212H245ZM5 211V210H4ZM46 211V212H47ZM73 211V212H72ZM154 211V213L152 214V212ZM220 211H221V213H220ZM6 212H8V211H6ZM65 212H67V213H65ZM100 212V213H99ZM139 212V213H138ZM150 212V213H149ZM189 212V211H188ZM222 212H224V217H226V216H228L230 213V217H226V218H229V222H230V220H231V218L233 217V219H232V222L233 223H231L230 222V224H227V223H229L228 222V220L227 221H223V223H219V225H218V223H216L217 222V220L219 221V219H220V222H221V218H219V216H223L222 215ZM230 212V213H229ZM244 212H245V214L247 215V217H246V215L244 214ZM247 212H249L248 214H247ZM25 213H23V214H25ZM70 213H71V215H70ZM130 213V214H129ZM157 213V214H156ZM227 213V214H226ZM237 215H236V214ZM47 214V213H46ZM75 214V215H74ZM102 214V215H101ZM162 214H164V213H162ZM221 214V215H220ZM226 214V215H225ZM243 214H244V217H243ZM190 215H192V216H190ZM213 215H218L217 217H215V216H213ZM235 215H236V218L238 219V220H248L247 222L245 221V223L242 221V223L240 222V221H238L239 223L236 225V221H233V220H235L236 218H235ZM239 215V216H238ZM20 216H23L24 217V219H26L25 218V216L24 215H20ZM71 216H74L73 218H71ZM75 216H77L80 220H78L77 222H75L76 221V219H78L77 217H75ZM139 216H141V217H139ZM155 216V217H154ZM161 216V217H160ZM201 216H203V217H205V220H204V218L203 217H201ZM240 216H241V218H240ZM63 217H67L66 219H64ZM162 217H164V218H162ZM192 217H195V218H193V220H192ZM239 217V218H238ZM254 217V218H253ZM59 218V219H58ZM61 218V219H60ZM75 218V219H74ZM108 218V219H107ZM139 218V219H138ZM160 218H162V219H160ZM203 218V219H202ZM207 218V219H206ZM210 220H209V219ZM217 218V219H216ZM223 218V217H222ZM243 218V219H242ZM247 218V219H246ZM64 219V220H63ZM106 219H107V221H106ZM141 219V220H140ZM164 219V222L162 223L161 221ZM179 219V218H178ZM224 219V218H223ZM252 219H251V221H252ZM63 220V221H62ZM69 220V221H68ZM73 220H75V221H73ZM159 220H161V221H159ZM167 220V221H166ZM224 220H226V219H224ZM25 221V220H24ZM27 221V220H26ZM26 221H25V223H26ZM30 221V222H29ZM66 221H68V222H66ZM106 221V222H105ZM109 221H111V222H109ZM158 221V222H157ZM207 221V223H205V222ZM210 221V222H209ZM263 220H258V222L259 223H262V224H264L263 222H262ZM17 222V223H16ZM55 222V223H54ZM65 222V223H64ZM72 222V223H71ZM75 222V223H74ZM169 222H171V223H169ZM197 222V223H196ZM200 222H202L201 224V226H200ZM235 222V223H234ZM31 223V224H30ZM166 225H165V224ZM167 223H168V225H167ZM188 223V224H189ZM215 223V224H214ZM244 223V224H243ZM22 224H24V223H22ZM161 224V225H160ZM214 224V226H212ZM227 225V227H228V225H230L231 227V229H233V227L235 228V230H238L239 232H241V228H239V224L241 225V226H243L244 225V228L248 231H246L247 232V234L243 231V233L242 234H240L238 231L237 232H235V233H239V235H235V233H233L234 231H232L231 229H229V227H228V229H226L227 227L225 226V229H223L224 227H223V225ZM236 225V226H233V225ZM47 225V224H46ZM64 225V226H63ZM69 225V226H68ZM170 225V226H169ZM192 225V224H191ZM199 225V226H198ZM64 228H63V227ZM107 228H106V227ZM166 226V227H165ZM215 226H216V228H215ZM219 226V227H218ZM233 226V227H232ZM240 226V227H241ZM258 227L260 226V224L259 225H257ZM47 227V226H46ZM53 227V228H52ZM54 227H56V229L54 228ZM110 227H111V229H110ZM238 227V228H237ZM28 228V229H27ZM243 228V230H245ZM262 228V227H261ZM260 228V229H261ZM55 229V230H54ZM58 229V230H57ZM62 229V230H61ZM109 229V230H108ZM159 229V230H158ZM217 229V230H216ZM240 229V230H239ZM8 230V231H7ZM57 230V231H56ZM95 230V231H94ZM97 230V231H98ZM230 232H229V231ZM52 231V232H51ZM56 231V232H55ZM82 231H83V233H82ZM89 231V232H88ZM98 231V232H99ZM50 232V233H49ZM91 233V234H88V233ZM94 232V233H93ZM101 232V231H100ZM103 232V231H102ZM231 232L234 234V236H238L237 238L238 239H236V237H233V234H232V236L230 235L231 234ZM264 232V231H263ZM14 235H12V234ZM128 233V232H127ZM126 233V234H127ZM228 233V234H227ZM250 233V232H249ZM8 236H10V237H8ZM93 234V235H92ZM131 234V233H130ZM226 234V235H225ZM245 234V235H244ZM11 235H12V238H11ZM66 235V234H65ZM73 235V236H74ZM81 235V236H80ZM83 235L84 236H86V237H83ZM88 235H92V237L90 238ZM127 235H129V234H127ZM132 236L134 235V234H131ZM254 235H256L255 236V238H253V236ZM4 236V237H3ZM130 236V235H129ZM139 236V235H138ZM208 236V237H207ZM80 237H82V241L80 242ZM95 238V240L97 241H95L96 243H94L93 244V240H94V238ZM134 237V236H133ZM136 237V236H135ZM181 237H183L182 236V234H181ZM239 237L240 238H243V239H246V240H244L243 241V239L242 240H240L239 239ZM256 237H262L263 238V240L261 241L260 239L261 238H259V240H257V238ZM86 238V239H85ZM136 238H138V237H136ZM139 238H141V236L139 237ZM232 238H234V241L232 240ZM90 240V242L88 241V240ZM99 239V240H98ZM189 239V238H188ZM248 239V240H247ZM252 239H254V240H256V241H259V242H257L256 243V241H252ZM56 240H57V242H56ZM2 241V242H1ZM54 241V242H53ZM85 241V242H84ZM241 242V244H239V242ZM246 241V243L248 242V244H247V246H251V247H249V249H247V247H245L246 245L245 244H242V242H245ZM4 242V243H3ZM14 242V243H13ZM87 242V243H86ZM90 243V246H91V248H87V247H90V246H88L89 245V243ZM98 242H101V243H98ZM103 242V243H102ZM185 244H184V243ZM249 242H252V244H255V246H253V245H251ZM253 242H255V243H253ZM2 243V244H1ZM56 243V244H55ZM60 243V244H59ZM85 245H84V244ZM97 243L99 244V245H97ZM111 243V244H110ZM218 243V244H217ZM57 244H59V245H57ZM96 244V245H95ZM103 244V245H102ZM108 244L110 245V246H108ZM114 244V245H113ZM192 244V245H191ZM258 244V246H256ZM260 244V245H259ZM65 245V246H64ZM106 245V246H105ZM183 245V246H182ZM187 245V246H186ZM190 245V246H189ZM214 245V246H213ZM63 246V247H62ZM94 246H95V248H94ZM103 247V246H105L106 248H100V247ZM112 246V247H111ZM115 246H117V247H115ZM119 246V247H118ZM121 246V247H120ZM123 246V247H122ZM186 246V247H185ZM217 246V247H216ZM261 246V247H260ZM80 247V248H79ZM93 247V248H92ZM108 247H109V249H108ZM111 247V248H110ZM125 247V248H126ZM176 247V248H175ZM180 249V250H178V248ZM221 247V248H220ZM242 247H243V249H242ZM77 248H79V249H77ZM86 250H85V249ZM99 248H100V250H99ZM119 248V249H118ZM123 248V249H122ZM132 248V249H131ZM172 248V249H171ZM231 248V249H230ZM87 249H88V252H87ZM92 249H94V250H92ZM95 249H97V250H95ZM108 249V250H107ZM112 249V251H109V250H111ZM117 251H119V250H124V251H122V253H121V251H119V253H120V255H119V253L118 252H116L115 250ZM182 249V250H181ZM194 249V250H193ZM251 249V250H250ZM76 250H78V251H76ZM90 250V251H89ZM104 250H107V252L105 253V251ZM128 250V251H127ZM168 250H172V253H171V251H168ZM234 250V251H233ZM255 250V253L253 252ZM5 251V252H4ZM94 252V253H92V252ZM95 251H96V253H95ZM97 251H100V252H97ZM104 251V252H103ZM116 253H115V252ZM126 251V252H125ZM223 251V252H222ZM256 251L258 252V253H256ZM2 252H4L5 254H3ZM9 252V253H8ZM24 252H26V254L24 253ZM76 252H78V253H76ZM110 252H112V253H110ZM134 252V253H133ZM225 252V253H224ZM260 252V253H259ZM17 253H21V254H19L20 256H18V254ZM100 253H102V256H100ZM103 253H105V255L103 254ZM118 253V254H117ZM125 253V254H124ZM128 255H127V254ZM131 253V254H130ZM138 253H139V255H138ZM144 253L146 254L145 256H144ZM7 254V255H6ZM85 254V255H84ZM95 254V255H94ZM99 254V255H98ZM109 254H112V255H109ZM152 254V255H151ZM156 254V255H155ZM160 254V255H159ZM235 254H237L236 256H234ZM258 254V255H257ZM259 254H261V255H259ZM5 255V256H4ZM68 255V256H67ZM89 255H91L90 257H89ZM104 255V256H103ZM107 255H109V256H107ZM125 255V256H124ZM127 255V256H126ZM130 255H133L134 257L136 256V258H134V257H132V256H130ZM148 255V256H147ZM153 255L156 257L157 255V257L153 260ZM162 255V256H161ZM24 256V257H23ZM93 256V257H92ZM114 256V257H113ZM118 256H119V258H118ZM122 258H121V257ZM125 258H124V257ZM128 256L130 257V259L128 258ZM141 256V257H140ZM144 256V257H143ZM152 256V257H151ZM166 256V257H165ZM228 256V257H227ZM261 256L263 257V259L261 258ZM4 257V258H3ZM20 257V258H19ZM60 257V258H59ZM87 257H88V259L90 260V261H88V259H87ZM107 257V258H106ZM115 257H117V258H115ZM131 257H132V259H131ZM161 257V258H160ZM164 257V258H163ZM200 257V258H199ZM225 257H223L222 259L223 260H226L225 259ZM260 257V259H262V260H258V258ZM24 258V259H23ZM30 258V259H29ZM67 258V259H66ZM103 258V262H102V259ZM127 258V259H126ZM257 258V259H256ZM63 259V260H62ZM121 259V260H120ZM163 259V260H162ZM250 259V260H249ZM252 259H253V261H252ZM255 259V260H254ZM5 260H6V262H5ZM17 260V259H16ZM114 260V261H113ZM119 260V261H118ZM127 260V261H126ZM134 260H136V261H134ZM160 260V261H159ZM162 260V261H161ZM175 260V261H174ZM226 260V261H227ZM256 260H257V262H256ZM29 261V262H28ZM143 261V262H142ZM150 261V262H149ZM155 261V262H154ZM157 261L159 262V263H157ZM247 261V262H246ZM250 261V262H249ZM261 261H263V262H261ZM14 262L16 263V261H15V259H14ZM124 262V263H123ZM128 262V263H127ZM137 262V263H138ZM154 262V263H153ZM185 262H187V263H185ZM199 262V263H198ZM231 262V263H230ZM3 263H1V264H3ZM17 263H18V261H17ZM24 263H22V264H24ZM138 263V264H139ZM144 263V264H145Z\"/></svg>",
    "mask_w": 264,
    "mask_h": 264
},
{
    "label": "snow or ice",
    "instance_id": "snow-or-ice-1",
    "mask_svg": "<svg viewBox=\"0 0 264 264\" xmlns=\"http://www.w3.org/2000/svg\"><path fill=\"white\" fill-rule=\"evenodd\" d=\"M64 4L68 6L69 9L75 11L77 15L81 12L85 14V18L89 20L90 23L96 25L98 29L102 23L114 24L115 21L112 20V13L109 10L110 4H123L126 0H62ZM121 11L125 9L121 7ZM102 30V29H101ZM217 71L222 70L221 65H214ZM264 108V104L260 105Z\"/></svg>",
    "mask_w": 264,
    "mask_h": 264
}]
</instances>
